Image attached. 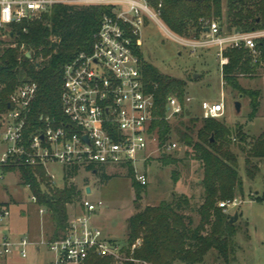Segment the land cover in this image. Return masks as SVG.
<instances>
[{"label":"built area","instance_id":"obj_1","mask_svg":"<svg viewBox=\"0 0 264 264\" xmlns=\"http://www.w3.org/2000/svg\"><path fill=\"white\" fill-rule=\"evenodd\" d=\"M58 4L105 5L111 8V13L104 15L91 52H80L64 67L60 92L63 120L44 114L33 118L38 96V84L34 81L21 82L5 101L0 98V184L8 174L20 171V167L42 168L53 181L49 167L60 165L64 179L73 184L80 171L95 175L101 169L132 167L137 183L146 186L148 177L138 165L150 158L151 146L165 153L178 146L173 138L161 146L157 131L151 130L153 122L159 119L158 107L154 91L144 79L138 54L146 18L164 26L160 21L162 5L153 8L149 0H0V47L14 46L10 43L13 25L40 19ZM206 29L199 40L171 33L194 50L216 47L222 77L224 66L229 63L224 55L228 48H245L254 64L264 66L259 46L264 43V28L227 32L217 22H211ZM2 89L0 86V97ZM191 101L188 95L183 100L176 95L168 97L166 119L192 114ZM202 110L204 119H219L225 113V105L223 100L204 101ZM74 170L77 174L70 175ZM24 187L30 189L29 185ZM86 195L85 192L73 206L65 230L57 238L42 243L51 255L42 264H86L95 256L112 258L114 264H149L135 256L143 244L141 238L129 245L104 235L95 223V216L105 203ZM31 200L38 203L34 194ZM239 204L235 197L220 202L219 207L226 212ZM39 212L45 214L47 209L40 206ZM10 215V207L0 205V226ZM31 247L36 252L41 249L28 237L1 236L0 263L15 255L28 259Z\"/></svg>","mask_w":264,"mask_h":264},{"label":"trees","instance_id":"obj_2","mask_svg":"<svg viewBox=\"0 0 264 264\" xmlns=\"http://www.w3.org/2000/svg\"><path fill=\"white\" fill-rule=\"evenodd\" d=\"M158 8L161 4V19L169 30L183 38L199 40L213 20H223L221 27L227 32L264 28V0H149ZM111 8L105 5L53 6L40 19L13 25L11 44L0 47V86L3 87L1 100L23 81L38 84V96L34 104L33 118L51 115L64 119L60 92L63 84L65 65L80 52H91L95 33L99 30L105 14ZM224 29V28H223ZM262 62L264 61V43ZM31 53V57L26 55ZM142 58V72L151 91H154L159 119L153 122L160 145L163 146L175 135L179 143L192 149V158L203 170L201 187L203 203L199 207L200 222L195 225L185 210L190 208L187 196L162 201L156 206L141 209L146 186L137 183L132 167L129 176L135 190L134 203L138 212L127 220L128 243L138 238L143 240L135 252L136 258L150 264H175L182 261L196 264L212 249L217 250L226 260L230 255V244L237 234V226L230 223L231 217L219 207L222 201L244 194V179L241 173L240 154H245L244 171L247 178L255 180L264 162V131L251 137L242 127L230 128L218 119H203L184 113L172 124L166 119L167 99L171 95L184 99L188 81L161 73L154 65ZM224 55L229 63L224 66L223 79L243 97L250 99L251 119L258 115L263 100L259 89H245L239 78L258 76L264 70L261 63L254 64L245 48H228ZM184 119H187L186 121ZM188 153V152H187ZM189 154V153H188ZM164 165L177 164L179 159L163 155ZM23 186H30L38 204L52 215L55 224L53 238H57L67 227L68 205L80 200L82 190L65 180L63 187H54L42 168L20 167ZM70 175L77 171H70ZM110 178L103 175V180ZM175 182L179 172H173ZM264 202V199H260ZM0 205L10 206L9 202ZM130 254L129 251H127ZM5 264V263H0ZM86 264H114L112 258L95 256ZM132 264V263H127Z\"/></svg>","mask_w":264,"mask_h":264},{"label":"rangeland","instance_id":"obj_3","mask_svg":"<svg viewBox=\"0 0 264 264\" xmlns=\"http://www.w3.org/2000/svg\"><path fill=\"white\" fill-rule=\"evenodd\" d=\"M160 21L164 24L162 19ZM213 22L221 25L223 20L215 19ZM223 28L225 31L228 30L226 25ZM169 31L165 24L162 26L158 21L146 18L141 35V53L144 59L161 73L188 81L186 95L192 98L189 109L193 116L201 118L200 121L204 119L203 101L215 103L223 100L225 114L218 120L225 122L232 129L242 127L251 137L259 136L264 131V99L258 115L251 119L250 99L248 97L240 99L238 91L222 77L217 48L206 47L194 50ZM239 84L245 89L260 88L264 94V70L258 76L240 77ZM236 101L241 102L240 113L236 111ZM169 121L172 124L177 123L176 117L170 118ZM172 140L178 144L175 150L168 153L157 152L152 145L149 151L150 158L143 164L139 163L140 171L148 177V184L139 204L141 209H144L147 206L159 205L162 201H172L174 198L187 196L190 199V208L184 212L192 218L195 225H198L199 207L203 203V188L200 185L203 170L200 163L192 158L190 147L179 143L175 135ZM170 154L180 162L164 165L161 157ZM239 154L244 194L237 196L240 200L237 207H230L226 211L231 218L236 213L239 215L233 223L237 226V234L230 244V255L226 260L217 250L212 249L201 262L196 264H264V202L260 201L264 199V162L261 163V170L256 179L250 180L244 171L245 154L242 152ZM49 170L55 178V181L51 180V184L54 187H63L65 184L63 167L52 165ZM174 171L179 172L177 182L173 179ZM78 174V187L90 185L93 193L89 194V198L93 201L100 199L105 203V207L97 213L96 224L110 239L127 242V220L138 212L134 203L135 190L128 169L115 167L101 169L96 175L86 171H80ZM19 175L20 171L8 174L7 191L2 188L0 191V202H9L11 213L0 226V236L25 235L31 242L38 243L41 248V253H36L31 247L28 259L10 258L8 264H42L51 258L46 251V245L42 243L52 237L55 224L49 211L40 214V205L31 200L32 192L22 185ZM103 175L110 178L104 181ZM82 191L84 197L85 192ZM78 202L79 200H76L68 205L70 212ZM24 213L27 214L26 217H22ZM175 264L187 263L176 261Z\"/></svg>","mask_w":264,"mask_h":264},{"label":"crops","instance_id":"obj_4","mask_svg":"<svg viewBox=\"0 0 264 264\" xmlns=\"http://www.w3.org/2000/svg\"><path fill=\"white\" fill-rule=\"evenodd\" d=\"M259 90H261L260 88H259ZM241 99V98H240ZM263 99H264V94H263ZM263 101V100H262ZM204 102V101H203ZM225 114V113H224ZM248 134V133H247ZM96 175V174H95ZM75 185H77V186H79L78 185V183H77V180H76V183H75ZM1 188L3 189V190H5V191H7V189H6V180H5V182L3 183V184H0V191H1ZM81 190H85V192H86V196H88L89 197V194H92L93 193V188L90 186V185H85V186H82V187H79ZM88 188H90L91 189V192L90 193H88L87 192V189ZM82 193H83V191H82ZM1 202H4V201H1ZM7 202V201H6ZM75 209V208H74ZM69 213H71L70 211H69ZM46 214V213H45ZM27 216V214L26 213H24L23 215H22V217H26ZM97 216V215H96ZM96 216H95V218H96ZM96 223V222H95ZM97 225V224H96ZM98 226V225H97ZM101 228V227H100ZM102 229V228H101ZM103 230V229H102ZM103 232H104V230H103ZM104 235L106 236V234H105V232H104ZM9 236H11V237H13V238H20V237H27V236H19V237H17V236H14V235H9ZM1 237V236H0ZM52 237H53V235H52ZM106 237H108V236H106ZM51 238V237H50ZM109 238V237H108ZM36 252V251H35ZM36 253H41V249H40V251L39 252H36ZM17 257H19V256H17V255H15V256H13V257H11V259H13V258H17ZM20 258V257H19ZM10 259V258H9ZM9 259H6V260H3L1 263H5V264H8V260ZM44 263V262H43Z\"/></svg>","mask_w":264,"mask_h":264},{"label":"water","instance_id":"obj_5","mask_svg":"<svg viewBox=\"0 0 264 264\" xmlns=\"http://www.w3.org/2000/svg\"><path fill=\"white\" fill-rule=\"evenodd\" d=\"M189 1H193V0H189ZM206 30L208 31V29H206ZM27 56L30 57V53L27 54ZM240 98H241V99L243 98V95H242V94L240 95ZM235 108H236V111H237L238 113L241 112V102H240V101H236V103H235ZM188 115H190V113H188ZM87 192L90 193V192H91V189L88 188V189H87ZM238 216H239L238 213H236V214L234 215V217H232V218L230 219V223L233 224V223L238 219Z\"/></svg>","mask_w":264,"mask_h":264}]
</instances>
